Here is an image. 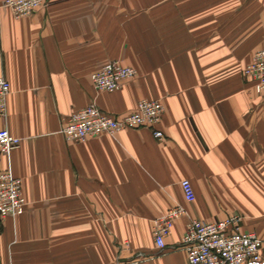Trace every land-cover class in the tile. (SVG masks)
Listing matches in <instances>:
<instances>
[{
  "label": "crops",
  "instance_id": "1",
  "mask_svg": "<svg viewBox=\"0 0 264 264\" xmlns=\"http://www.w3.org/2000/svg\"><path fill=\"white\" fill-rule=\"evenodd\" d=\"M0 35V130L22 139L10 163L28 202L0 217V264H188L189 220L235 213L264 243V97L243 76L264 42V0H52L26 18L2 9ZM113 61L137 76L97 91L91 75ZM142 99L165 106L163 139L60 132L75 111L119 117ZM176 206L188 216L160 251L154 222Z\"/></svg>",
  "mask_w": 264,
  "mask_h": 264
},
{
  "label": "built area",
  "instance_id": "2",
  "mask_svg": "<svg viewBox=\"0 0 264 264\" xmlns=\"http://www.w3.org/2000/svg\"><path fill=\"white\" fill-rule=\"evenodd\" d=\"M51 2L3 0L0 11L8 9L15 18H26L47 10ZM136 76V69L113 61L93 73L91 80L97 91L114 93L123 87L125 81ZM243 76L254 93L264 97V42L244 69ZM10 93V82L0 76V116L7 113ZM164 113L165 106L158 100L142 99L135 111L119 117L111 116L93 104L72 113L60 132L67 141H84L104 134L115 136L128 129L149 128L156 139H163L164 133L157 126ZM21 144L22 139L12 135L7 128L0 130V155L7 158L6 166L0 167L2 219L16 220L25 213L28 205L23 193V182L15 176L10 163L11 153L20 148ZM181 187L186 201L194 202L196 193L190 180H183ZM185 216H188L185 208L176 206L154 222L153 233L158 250L166 249V239L172 235L175 221ZM242 220L243 216L239 213L214 223L190 219L181 242V248L187 253L188 264H264V243L256 233L242 228Z\"/></svg>",
  "mask_w": 264,
  "mask_h": 264
},
{
  "label": "rangeland",
  "instance_id": "3",
  "mask_svg": "<svg viewBox=\"0 0 264 264\" xmlns=\"http://www.w3.org/2000/svg\"><path fill=\"white\" fill-rule=\"evenodd\" d=\"M8 10V9H7ZM9 11V10H8ZM10 12V11H9Z\"/></svg>",
  "mask_w": 264,
  "mask_h": 264
}]
</instances>
